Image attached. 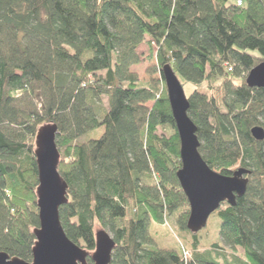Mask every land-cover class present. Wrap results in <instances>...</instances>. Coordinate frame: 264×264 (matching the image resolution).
Here are the masks:
<instances>
[{
  "label": "trees",
  "instance_id": "1",
  "mask_svg": "<svg viewBox=\"0 0 264 264\" xmlns=\"http://www.w3.org/2000/svg\"><path fill=\"white\" fill-rule=\"evenodd\" d=\"M143 43L156 86L131 71ZM262 61L264 0H0V253L32 261L34 137L52 124L68 185L59 219L88 264L99 231L115 243L110 264H264V141L250 132L264 130V89L245 83ZM166 65L194 87L188 116L205 163L223 176L236 165L251 172L244 195L216 211L212 251L186 228ZM173 214L192 237L186 259L155 248L148 232Z\"/></svg>",
  "mask_w": 264,
  "mask_h": 264
},
{
  "label": "water",
  "instance_id": "2",
  "mask_svg": "<svg viewBox=\"0 0 264 264\" xmlns=\"http://www.w3.org/2000/svg\"><path fill=\"white\" fill-rule=\"evenodd\" d=\"M161 72L180 142L181 168L176 176L189 206L186 228L197 234L222 204L234 206L236 198L244 195L251 172L238 168L231 176H223L205 163L198 151L197 129L188 116L189 102L184 89L169 65L164 66ZM245 83L249 88L264 89V61L248 73ZM250 132L255 140L264 141L261 127H254ZM57 134V127L48 124L41 126L34 138L39 225L33 230L32 261L24 262L0 253V264H88L89 254L67 238L59 219V209L67 203L68 185L58 173ZM114 247L115 243L107 233L97 232L95 250L90 255L92 264H110Z\"/></svg>",
  "mask_w": 264,
  "mask_h": 264
},
{
  "label": "rangeland",
  "instance_id": "3",
  "mask_svg": "<svg viewBox=\"0 0 264 264\" xmlns=\"http://www.w3.org/2000/svg\"><path fill=\"white\" fill-rule=\"evenodd\" d=\"M232 1L233 0H231V2ZM137 53L141 57V62L140 64L133 66L131 68V71L138 76L139 81L145 86L146 85L156 86L157 84H160L159 76L158 74L155 73L156 71L155 61L147 59L149 54L147 45L144 43L140 45L139 48L137 49ZM155 83L157 84L155 85ZM183 89L185 95L189 96L194 90V87L191 85L184 84ZM198 89L200 91H206V85L202 84L200 87H198ZM102 102L104 104L106 103L104 98H102ZM147 106H150V104H148ZM101 133H102V129L98 130L95 133L96 134L95 136H98ZM159 134L169 135V130L167 128L160 130ZM87 138L88 135H85L77 139V142H84ZM34 147H35V143H34ZM238 168H240L239 165H236L231 169V171H235ZM214 171L216 172V170ZM176 217L177 216L175 214L168 215L167 217H165L162 223L151 220V223L149 224L148 232L154 241L155 248L160 250H173L177 253H180L182 247L191 248L192 237L180 228L179 224L177 223ZM220 225H221V220L217 216V213L214 212L208 218L206 227L197 234V239L199 241L200 249L204 251L206 250L212 251L211 247H213V245L216 244L219 240L218 233H219ZM227 251L228 250L225 251L221 250L219 251V253L223 255L228 253ZM211 254L213 255V257H216L215 252H211ZM238 254L242 256L241 251H239ZM219 262H222L221 258L219 259Z\"/></svg>",
  "mask_w": 264,
  "mask_h": 264
},
{
  "label": "built area",
  "instance_id": "4",
  "mask_svg": "<svg viewBox=\"0 0 264 264\" xmlns=\"http://www.w3.org/2000/svg\"><path fill=\"white\" fill-rule=\"evenodd\" d=\"M235 1V3L237 4V5H241L242 4V0H234ZM189 257V254L188 253H186L185 251L183 252V258L184 259H186V258H188Z\"/></svg>",
  "mask_w": 264,
  "mask_h": 264
}]
</instances>
